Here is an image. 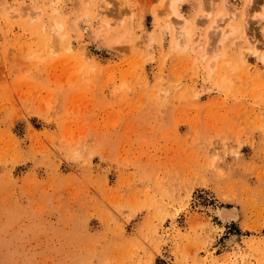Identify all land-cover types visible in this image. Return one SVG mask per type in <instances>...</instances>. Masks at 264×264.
Masks as SVG:
<instances>
[{
	"label": "rangeland",
	"instance_id": "obj_1",
	"mask_svg": "<svg viewBox=\"0 0 264 264\" xmlns=\"http://www.w3.org/2000/svg\"><path fill=\"white\" fill-rule=\"evenodd\" d=\"M0 264H264V0H0Z\"/></svg>",
	"mask_w": 264,
	"mask_h": 264
},
{
	"label": "bare ground",
	"instance_id": "obj_2",
	"mask_svg": "<svg viewBox=\"0 0 264 264\" xmlns=\"http://www.w3.org/2000/svg\"><path fill=\"white\" fill-rule=\"evenodd\" d=\"M248 11H249V9L245 10L244 13H243V16H244V18H243V20H242L243 22L248 21V19H247L248 16H249ZM230 18H231V17H230ZM218 20H219V19H218ZM176 21H177V20H176ZM54 29H55L56 31H58V30L60 29V27H59V25H58L57 23L55 24V28H54ZM178 29H179V28H178ZM180 30H181V29H180ZM228 30H231V29L229 28ZM182 32H183L182 30H181V31H178L177 34L180 35V34H182ZM220 33H221V34H220L221 36H225L226 33H227V30L222 29Z\"/></svg>",
	"mask_w": 264,
	"mask_h": 264
}]
</instances>
